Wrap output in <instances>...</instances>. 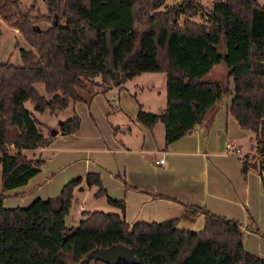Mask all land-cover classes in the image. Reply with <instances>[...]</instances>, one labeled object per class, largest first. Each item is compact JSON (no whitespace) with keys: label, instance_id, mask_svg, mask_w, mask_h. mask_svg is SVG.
<instances>
[{"label":"trees","instance_id":"1","mask_svg":"<svg viewBox=\"0 0 264 264\" xmlns=\"http://www.w3.org/2000/svg\"><path fill=\"white\" fill-rule=\"evenodd\" d=\"M41 1L44 11L0 0V20L34 49L19 48L20 65L0 63V264H264V255L243 247L237 220L200 205L187 204L191 213H203L196 230L178 227L175 217L128 223L123 199L107 195L96 171L70 178L57 194L25 206L2 202L3 191L24 183L43 161L23 150L46 146L55 133H72L79 124L72 111L44 134L25 102L38 113H55L81 100L86 81L97 76L93 84L105 91L114 73L117 86L140 72L164 74L159 111L143 109L131 96L138 123L162 124L163 147L189 133L226 97L229 114L252 133L254 151L264 155V5L211 0L204 21L197 22L190 19L199 10L196 0ZM38 21L47 26L36 27ZM218 62L226 69L223 80L204 78ZM38 82L44 94L36 90ZM241 165L257 166L246 159ZM82 179L94 186L93 196H104L117 210L81 209L77 223L69 225L65 216ZM113 243L128 246L132 258L109 262L91 254Z\"/></svg>","mask_w":264,"mask_h":264},{"label":"crops","instance_id":"2","mask_svg":"<svg viewBox=\"0 0 264 264\" xmlns=\"http://www.w3.org/2000/svg\"><path fill=\"white\" fill-rule=\"evenodd\" d=\"M257 1L264 5V0ZM142 75H147V85L138 80ZM98 80L94 77L93 88L80 91L81 100L63 108L67 109L65 117L48 112L53 120L47 124L56 127L73 111L79 117L78 127L69 134L55 133L46 146L23 150L43 161L24 183L3 191V204L25 206L36 197L57 194L70 178L96 171L107 195L123 199V217L128 223L175 217L178 227L196 230L202 226L203 213H191L187 204L200 205L237 220L243 247L264 255V167L242 169L253 138L229 114L228 99L222 97L212 104L189 133L163 147L162 124L145 127L135 120V113L137 103L152 112L164 106V74L140 72L105 91L93 84ZM133 89L145 90L150 105ZM225 142L237 147L240 155L225 153ZM160 157L162 163H155ZM79 184L88 186L83 179ZM76 188L80 189L75 186L73 194Z\"/></svg>","mask_w":264,"mask_h":264},{"label":"rangeland","instance_id":"3","mask_svg":"<svg viewBox=\"0 0 264 264\" xmlns=\"http://www.w3.org/2000/svg\"><path fill=\"white\" fill-rule=\"evenodd\" d=\"M179 0H165V3L172 4L174 2H177ZM199 4V10L195 14V16H192L190 19L196 20L197 22L204 21L205 13L207 9L210 7L211 0H196ZM20 4L25 7H31L32 11L35 9L39 11H44V4L41 0H20ZM162 8V6L160 7ZM181 15L178 17L177 22H180ZM36 27L38 28H45L47 26V23L45 21H38L36 24ZM19 48H29L31 50H34L31 48L27 43L23 41L20 34L16 31L7 26L3 21L0 20V63L2 62H8L13 65H20V55H19ZM225 66L222 62H218L212 65L210 70L204 75V78L210 79V80H217L222 81L225 74ZM149 74V73H145ZM156 76H161L160 73H155ZM144 77H140L138 80L143 85H147L150 81L147 75H142ZM93 80V78H92ZM85 86L90 89L93 88V85L86 81ZM35 88L39 93H45L42 87V84L40 82L35 84ZM132 91L136 92L137 97L143 100L145 105H150L151 103V97L146 93L145 90L137 91L136 89H133ZM25 106L31 110L37 118L41 119L40 121L43 123L42 132L45 134L48 130L47 128H54L49 126L47 123L51 122L53 120L50 115H48V111L45 110L41 113H38L34 111L30 105L29 102H25ZM67 109H62L60 111H56L55 114L60 117L66 116ZM47 125V126H46ZM27 157L36 158L39 157L35 153H30L29 151H25ZM245 159L253 162L259 166L264 167V156L259 155L257 152L254 151V148L251 149L250 153H247L245 155ZM83 186L81 184L76 185ZM77 189V188H76ZM75 189V193L73 194L70 202V206L68 209L69 218L66 221L69 225H75L77 223L78 217H80V210L81 209H101V210H110L109 204L105 201L104 196H93L92 191L94 190V186H84L82 189ZM82 205V206H80ZM80 206V208H79Z\"/></svg>","mask_w":264,"mask_h":264},{"label":"water","instance_id":"4","mask_svg":"<svg viewBox=\"0 0 264 264\" xmlns=\"http://www.w3.org/2000/svg\"><path fill=\"white\" fill-rule=\"evenodd\" d=\"M220 53L224 52V49L221 48L219 50ZM118 82L117 74L114 73V78L111 81L112 85H116ZM59 123V122H58ZM53 133V132H52ZM78 188H82L81 186H78ZM68 216H65V221L68 220ZM93 255L100 256L105 259H107L109 262H115L118 258L123 257L127 259L132 258V254L130 252V249L128 246L124 245L123 243H113L106 247H98L92 251Z\"/></svg>","mask_w":264,"mask_h":264},{"label":"built area","instance_id":"5","mask_svg":"<svg viewBox=\"0 0 264 264\" xmlns=\"http://www.w3.org/2000/svg\"><path fill=\"white\" fill-rule=\"evenodd\" d=\"M223 151L227 154H233V155H240V151L237 147L233 146L230 142H225L224 143V147H223ZM155 163H162V158H158L154 161Z\"/></svg>","mask_w":264,"mask_h":264}]
</instances>
